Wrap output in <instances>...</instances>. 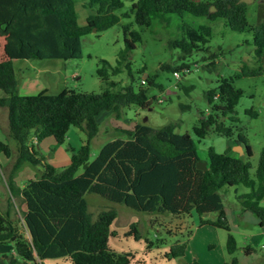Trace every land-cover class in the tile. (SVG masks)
I'll list each match as a JSON object with an SVG mask.
<instances>
[{"label": "trees", "instance_id": "16d2710c", "mask_svg": "<svg viewBox=\"0 0 264 264\" xmlns=\"http://www.w3.org/2000/svg\"><path fill=\"white\" fill-rule=\"evenodd\" d=\"M81 1L89 9L84 25L78 22L76 0H0V109L6 110L7 138L15 145L12 149L0 140V153L11 159L4 175L10 193L20 196L25 204V210L19 213L21 217L13 218L0 210V264H43L45 259L61 257L69 258L71 264H147L137 262L133 252L117 251L110 246V237L115 235L112 225L117 218L112 204L155 217L196 215L198 226L227 231L226 250L230 259L221 264H243L234 255L237 243L220 191L229 186L248 187L250 191L238 195L242 210L254 214L259 225L264 226V206L260 204L264 201V147L253 179L249 172L252 151L247 138L242 133L234 137L235 105L243 95V90L234 85L239 75L221 77L217 87L205 93L209 111L200 113L193 133L201 139L213 130L234 138L244 152L240 156L231 155L229 150L219 153L209 147L206 170L196 167L201 159L195 140L189 133L176 132L175 123L159 127L136 123L132 129L123 130L127 139L108 141L89 159L90 141L98 132L96 115L100 111H111L119 119L130 105L150 107L149 87L162 89L156 82V74L144 75L145 66L134 76L129 55L142 39L130 25L122 27L124 47L115 64L98 60L96 74L103 84L101 92L64 89L51 95L42 89L35 94L19 93L15 60L80 58L82 36L113 26L118 21L114 11L123 6L122 0ZM246 12L244 0H135L129 14L140 26H149L152 21L167 23L171 15L189 14L206 19V23L198 26L180 22V33L168 39V47L177 49L178 59L184 61L162 63L160 69L174 75L188 71L187 58L201 51L208 52L201 55L202 60L211 59L206 66L215 67L216 52L210 51L208 43L213 35L210 22L218 19L232 31L249 32L255 55L262 57L264 22L249 24ZM124 70L129 82L122 86L112 76ZM262 70L264 67L258 70L244 67L241 73L254 75ZM71 127L82 130L86 139L72 148L69 163L58 168L46 160L36 145L48 137L63 144ZM24 165L39 168L34 178L18 188L13 178ZM90 193L110 203L94 217L86 199ZM212 213H216L215 218L210 217ZM129 227L128 234L140 239L137 225L131 223ZM190 234L188 229L187 235ZM145 242L147 250L164 243L161 238ZM7 243L15 254L1 252V245ZM186 249L187 240H177L160 256L168 260L181 258ZM257 251L253 245L244 246L246 255ZM183 264L201 263L192 260Z\"/></svg>", "mask_w": 264, "mask_h": 264}, {"label": "rangeland", "instance_id": "374dc122", "mask_svg": "<svg viewBox=\"0 0 264 264\" xmlns=\"http://www.w3.org/2000/svg\"><path fill=\"white\" fill-rule=\"evenodd\" d=\"M122 1L123 6L114 11L118 16V21L113 26L98 33L92 30L82 36V55L80 58L15 60L13 68L17 74L21 91L35 94L46 89V92L51 95L58 94L64 89L101 92L103 84L96 74L98 60L105 59L111 64H115L118 54L124 47L122 27L123 25H130L131 29L140 33L142 39L141 42L136 43L135 49L129 55L134 76L137 77L136 71L145 66L146 72L144 74H156V82L162 86V89L149 87L147 93L152 99L150 107L142 109L130 105L124 109L119 119L115 118L111 111H100L96 115L98 132L90 141L89 159L92 160L108 141L116 138L127 139L128 134L123 130L132 129L136 123L147 124L152 127L175 123L176 132L189 133L193 137L201 161L207 159L209 147H213L219 153L229 150L231 155H242L243 153H239L240 150L235 144L234 138L218 135L213 130L201 139L195 137L193 133V126L197 123L200 113L209 111V103L205 93L216 88L221 77L239 75L234 79V85L243 90V95L235 105L234 137L238 133L246 136L252 151V156L249 158L252 167L249 172L250 176L255 179V169L260 151L264 147V70L254 75H242L241 71L244 67L247 70H258L260 67H264V52L262 57L255 55L251 34L246 31H232L223 24L221 19L210 22L213 35L208 45L211 52H216L215 67L206 66L211 59L202 60L201 55H208V52L201 51L187 58L190 61V69L178 71L179 77L176 78L171 71L160 69L162 63L179 64L184 61L178 59L179 52L177 49L168 47V39L174 34L180 33L178 28L180 22L198 26L206 23V19L189 14H184L182 17L171 15L167 23L152 21L149 26H140L134 21L133 15L129 14L131 4L135 0ZM244 1L247 3L246 19L248 23L257 25L264 22V0ZM75 4L78 22L80 25H84L85 16L89 13V9L82 5L81 0H76ZM112 78L119 81L122 86L129 82L125 70L112 76ZM186 89L188 90L186 91ZM1 94L2 91L0 90ZM6 122V110L0 109V135L5 138H7ZM227 123L229 124L230 121L228 120ZM85 139L86 135L82 130L71 127L63 144L52 143L48 148L44 143L39 151L44 154L48 162L61 168L66 165L67 159L70 160L72 148H77ZM7 141L10 140L7 138ZM9 143L11 144L12 141ZM38 147L36 145L37 149ZM240 147L243 150L241 145ZM1 161L2 154H0ZM10 164L11 159L0 170V210H5L9 205V213L13 218H16L22 212L21 198L10 194L3 178ZM32 168L36 174L39 167ZM81 171L82 169L78 173ZM248 191H250L248 187L241 185L224 187L220 191L224 208L227 211L230 231L237 243L234 252L236 257L245 255L244 246L250 244L251 241L249 234L258 232L261 228L257 223L252 222L254 219L248 217V214L251 213L242 210L238 195ZM86 199L93 217L98 210L110 204L94 193L87 194ZM260 204L264 206V201H261ZM112 205L117 210V218L113 224V232L116 234L110 237L111 247L117 251L133 252L137 262L183 264L187 261L197 260L201 264H214L220 254L224 259L221 262L230 259L226 250L227 231L209 225L198 227L196 215L192 218L169 215L155 217V215L133 211L122 204ZM251 216L256 218L254 214ZM210 217L215 218L216 213L210 214ZM154 219L156 221L152 223ZM131 223L137 225L141 235L138 240L134 238L133 234H128ZM188 229L191 230L190 235H187ZM192 236H194L193 239ZM157 238L163 239L164 243L152 248L154 252L151 249L147 250L145 239L155 242ZM177 240H187V249L183 257L168 260L160 256ZM259 241L260 237L258 243ZM262 244L264 245V243ZM254 247L260 253H264V246L260 248L257 244ZM155 253L160 254L156 256ZM53 260L48 259L45 264H55L56 262ZM58 264H71V261L63 259Z\"/></svg>", "mask_w": 264, "mask_h": 264}, {"label": "crops", "instance_id": "0c3cea01", "mask_svg": "<svg viewBox=\"0 0 264 264\" xmlns=\"http://www.w3.org/2000/svg\"><path fill=\"white\" fill-rule=\"evenodd\" d=\"M88 15V13L86 14V16ZM85 16V17H86ZM18 91H19V93L20 94H30V93H27V91H21V87H19V85H18ZM5 127H6V129H7V122H6V125H5ZM1 128V127H0ZM46 139H48V140H42V141H40L39 143H38V148L40 149L42 146H43V144L45 143L46 144V147H48V148H50V145L52 144V143H56L55 141H54V139L53 138H51V137H48V138H46ZM0 140H3L4 142H7L8 144H9V146L12 148V149H14L15 148V145H14V143L12 142L11 144L7 141V138H5V137H2L1 135H0ZM46 141V142H45ZM33 142H35V139H33ZM1 154V153H0ZM8 162H9V158H7V157H5L4 155H2V161L0 162V167L2 168V167H4L6 164H8ZM69 163V161H68V159L65 161V164L67 165ZM3 175V174H2ZM31 176H33V177H31ZM34 176H35V174H34V170H33V168H32V166H30V165H24L21 169H19V171L15 174V176H14V178H13V181H14V184H15V186L16 187H18V188H22L25 184H26V182H27V180H29V179H31V178H34ZM3 178H4V181H5V177H4V175H3ZM5 184H6V181H5ZM6 187H7V189H8V191L10 192V190H9V188H8V186H7V184H6ZM11 194V193H10ZM20 202H21V208H22V211L23 210H25V204L20 200ZM8 206L9 205H7V207H6V209L4 210V209H2L1 211H3V212H8L9 213V209H8ZM225 209V208H224ZM225 213H226V217H227V211H226V209H225ZM250 213V212H249ZM248 214V213H247ZM247 214H245V215H247ZM9 215L11 216V214L9 213ZM12 217V216H11ZM193 217H195V215L193 216ZM248 217H250L251 219H254L252 222L253 223H257V225H259V221H258V219L257 218H252V216H251V214H248ZM114 224V223H113ZM260 226V225H259ZM198 227H200V226H198ZM261 228L259 229V231L258 232H252V233H250L249 234V239L251 240L250 241V245L251 244H253L254 246H256L257 244H258V246H260V248L261 247H263L264 245L262 244V243H264V226H260ZM112 229H113V225H112ZM198 231V230H197ZM196 231V232H197ZM116 234V233H115ZM194 235H196L195 233H194ZM193 237L194 236H192V239H193ZM259 237H260V241H259V243H258V240H259ZM109 244H110V240H109ZM110 246H111V244H110ZM151 251H153L154 252V249H151ZM1 252L3 253V254H7V255H12V254H15L14 253V251H13V248H12V245L11 244H9V243H7V244H3V245H1ZM156 254V256H159V254L160 253H155ZM158 258V257H157ZM50 259H54L53 261H55L56 263L55 264H58L59 263V261H61V260H66V259H68L69 260V258H67V257H61V258H49V260ZM161 259V258H160ZM238 259H239V261L241 262V263H243V264H264V253H260L259 251L258 252H253V253H251L250 255H241V256H239L238 257ZM222 260H224L223 259V256H222V254H220V255H218V257H217V259H216V261H214L215 263L214 264H221V263H223V262H221ZM46 261H48V259H45V260H43V264H45V262ZM51 262V261H50ZM50 262H47V263H50ZM148 264V263H147Z\"/></svg>", "mask_w": 264, "mask_h": 264}, {"label": "water", "instance_id": "95a60500", "mask_svg": "<svg viewBox=\"0 0 264 264\" xmlns=\"http://www.w3.org/2000/svg\"><path fill=\"white\" fill-rule=\"evenodd\" d=\"M144 75H146V74H144ZM238 147H239V153L240 154H242L243 153V150H242V148L240 147V145H237ZM196 167L198 168V169H202V170H206L207 169V165H206V162L205 161H197L196 162Z\"/></svg>", "mask_w": 264, "mask_h": 264}, {"label": "built area", "instance_id": "2783aa9c", "mask_svg": "<svg viewBox=\"0 0 264 264\" xmlns=\"http://www.w3.org/2000/svg\"><path fill=\"white\" fill-rule=\"evenodd\" d=\"M174 76H175L176 78L179 77V73H178V72L174 73Z\"/></svg>", "mask_w": 264, "mask_h": 264}]
</instances>
